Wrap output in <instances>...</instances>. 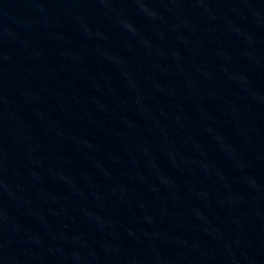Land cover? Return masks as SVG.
<instances>
[{"label":"water","instance_id":"obj_1","mask_svg":"<svg viewBox=\"0 0 264 264\" xmlns=\"http://www.w3.org/2000/svg\"><path fill=\"white\" fill-rule=\"evenodd\" d=\"M0 264H264V0H0Z\"/></svg>","mask_w":264,"mask_h":264}]
</instances>
